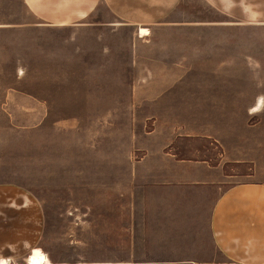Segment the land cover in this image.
<instances>
[{
    "label": "rangeland",
    "instance_id": "obj_1",
    "mask_svg": "<svg viewBox=\"0 0 264 264\" xmlns=\"http://www.w3.org/2000/svg\"><path fill=\"white\" fill-rule=\"evenodd\" d=\"M104 16L48 27L0 0V187L41 208L50 264L192 257L143 240L142 207L200 187L179 174L264 182V0H177L145 34Z\"/></svg>",
    "mask_w": 264,
    "mask_h": 264
},
{
    "label": "crops",
    "instance_id": "obj_2",
    "mask_svg": "<svg viewBox=\"0 0 264 264\" xmlns=\"http://www.w3.org/2000/svg\"><path fill=\"white\" fill-rule=\"evenodd\" d=\"M41 25L93 27L103 15L123 26L165 23L177 0H22ZM102 15V17L100 16ZM187 161H181L185 163ZM179 163V164H181ZM179 174L182 183L201 184L186 190L165 189L162 202L144 205L143 224L156 222L158 231L144 226L143 240L165 247H192L193 256L165 255L145 264H264V182L240 181L212 196L200 175ZM167 179L166 181H169ZM43 229L39 205L16 186L0 187V259L25 260L36 249ZM150 235H153L149 237Z\"/></svg>",
    "mask_w": 264,
    "mask_h": 264
},
{
    "label": "bare ground",
    "instance_id": "obj_3",
    "mask_svg": "<svg viewBox=\"0 0 264 264\" xmlns=\"http://www.w3.org/2000/svg\"><path fill=\"white\" fill-rule=\"evenodd\" d=\"M141 34H145L146 30L141 29ZM262 105V98H258L256 104L253 106V108L257 111V109ZM0 264H16V263H10L6 259H0ZM25 264H50V260L46 253L43 251H40L39 249H34L33 252L25 259Z\"/></svg>",
    "mask_w": 264,
    "mask_h": 264
}]
</instances>
